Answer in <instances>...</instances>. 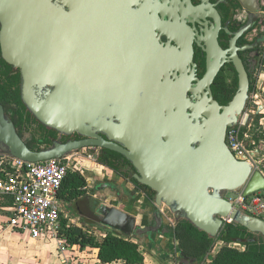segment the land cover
I'll list each match as a JSON object with an SVG mask.
<instances>
[{
	"label": "water",
	"instance_id": "95a60500",
	"mask_svg": "<svg viewBox=\"0 0 264 264\" xmlns=\"http://www.w3.org/2000/svg\"><path fill=\"white\" fill-rule=\"evenodd\" d=\"M125 5L120 0H0L4 54L21 70L23 99L40 122L61 135L99 138L92 144L121 152L139 173L138 182L156 192L153 203L130 182L133 190L118 186L114 200L95 197L93 215L108 233L137 243L159 264H176V250L187 258L179 264H203L207 257L190 259L181 250L177 222L187 220L217 238L230 217L253 234L238 242L264 237V218L227 197L264 190V173L253 161L237 159L226 142L228 129L247 107L249 77L238 64L239 89L225 107L207 95L190 98L193 89L183 79L167 81L166 71L136 60L148 49L170 46L161 43L156 24L140 19V13L128 15ZM208 45L219 48L217 38ZM218 69L210 62L201 84L208 86ZM0 132V154L28 162L63 158L84 144L56 140L33 150L1 107ZM163 206L173 223L160 212ZM149 231L166 234L167 240L159 245L137 240Z\"/></svg>",
	"mask_w": 264,
	"mask_h": 264
},
{
	"label": "flooded vegetation",
	"instance_id": "af4514ba",
	"mask_svg": "<svg viewBox=\"0 0 264 264\" xmlns=\"http://www.w3.org/2000/svg\"><path fill=\"white\" fill-rule=\"evenodd\" d=\"M120 1L126 3L128 15L140 13V19L149 21L152 25L156 24L158 28L155 32L161 43L170 46L166 49H148L147 55L136 60H142L146 66L148 64L152 68L166 71L167 81L183 79L193 89L188 92L190 98L207 95L220 107L227 106L239 89L240 72L237 65L244 68L249 77V99L243 117L236 126H241L242 137L254 150L253 162L259 168L260 161L262 169H259L264 173V148L259 151L255 146L259 136L264 146V114L259 115L261 128L256 138L255 135L252 136L250 128L254 117L248 112L258 97L257 89L261 87V80H264V0ZM1 29L0 22V107L11 117L20 137L33 150L48 147L56 140L63 143L84 142L75 147L73 154L66 156L71 170L63 186L67 185L68 191L75 192V196L70 200L66 199L65 207L70 208L75 216L89 226L106 234L109 231L107 225L97 221L93 215L95 197L103 195V199L114 200L120 192L117 187L123 186L120 187L122 190L132 191V182L137 190L155 203L156 192L150 186L138 182L139 173L121 152L105 145L92 144V141L99 140L97 137L81 135L78 132L61 135L37 119L22 96L21 70L4 54ZM211 38H217L219 48L216 51L209 48L208 40ZM179 39L191 43L192 47L179 46ZM210 62L219 65L218 72L208 86L202 85L201 81L205 78ZM164 81L165 78L162 79ZM101 137L108 140L106 135L101 134ZM111 182H116L117 185L115 183L112 188L104 187L105 183L110 185ZM159 210L174 222L166 207H160ZM137 240L144 243L155 241L156 244L153 245H159L158 241L167 240V237L166 234L149 231L138 236ZM186 261L187 258L178 255L176 250V264Z\"/></svg>",
	"mask_w": 264,
	"mask_h": 264
},
{
	"label": "built area",
	"instance_id": "2783aa9c",
	"mask_svg": "<svg viewBox=\"0 0 264 264\" xmlns=\"http://www.w3.org/2000/svg\"><path fill=\"white\" fill-rule=\"evenodd\" d=\"M226 142L237 159L254 161V150L242 137L241 126L228 129ZM67 158L28 162L0 154V198L12 201L8 209L9 226L34 238L54 241L61 261L73 264L76 245L69 244L64 235L69 224L63 223L60 201L63 183L71 170ZM259 192L249 196L229 193L227 197L235 207L264 218V198ZM226 223L234 222L228 217Z\"/></svg>",
	"mask_w": 264,
	"mask_h": 264
},
{
	"label": "trees",
	"instance_id": "16d2710c",
	"mask_svg": "<svg viewBox=\"0 0 264 264\" xmlns=\"http://www.w3.org/2000/svg\"><path fill=\"white\" fill-rule=\"evenodd\" d=\"M74 193L71 196L74 197ZM6 199V204L12 203L10 198ZM65 222L64 219L63 223ZM64 235L69 244L97 248L98 259L102 263L122 260L124 264H144L143 252L130 239L106 233L100 240L91 230L76 225L68 226ZM175 236L188 258L207 257L203 264H264V237L238 242L237 238L251 239L253 234L236 223H226L224 231L217 238H213L189 221L181 220L175 226Z\"/></svg>",
	"mask_w": 264,
	"mask_h": 264
},
{
	"label": "crops",
	"instance_id": "0c3cea01",
	"mask_svg": "<svg viewBox=\"0 0 264 264\" xmlns=\"http://www.w3.org/2000/svg\"><path fill=\"white\" fill-rule=\"evenodd\" d=\"M71 191H68L67 185H64L60 192L61 206L67 225H76L91 230L96 236V232L102 236L105 235V232H100V230L89 226L85 221L75 216L70 208L65 207L64 202H66V199H72ZM6 201V198H0V264H64L59 257L54 241L34 238L27 232H22L9 226L8 209L11 204H6ZM75 245V250L77 251L74 253L73 264H124L122 260L102 263L98 259L97 248ZM140 251L145 256L144 264H154L156 262L155 258L141 247Z\"/></svg>",
	"mask_w": 264,
	"mask_h": 264
},
{
	"label": "rangeland",
	"instance_id": "374dc122",
	"mask_svg": "<svg viewBox=\"0 0 264 264\" xmlns=\"http://www.w3.org/2000/svg\"><path fill=\"white\" fill-rule=\"evenodd\" d=\"M264 79V78H263ZM261 87L257 89V95L258 97L255 98V102H253L249 108V113L254 117V120H253V123L252 125L250 126L251 130H252V133H253V137L255 135V137L257 136V134H259L258 132L260 131V125H259V122H258V118H259V115H262L264 114V80H261ZM256 95V96H257ZM257 138V137H256ZM259 139V140H258ZM257 139V143H256V150H259L264 148L263 146V142H262V138L261 136H259V138ZM255 140V139H254ZM259 162V168L262 169V166H260V161ZM262 197L264 198V190L263 191H260L259 192ZM249 213L253 214V215H257L251 211H248ZM258 216V215H257ZM71 219H72V216L70 215ZM97 233V237L98 239H102V235L98 232ZM156 262H154V264H159V262L154 259Z\"/></svg>",
	"mask_w": 264,
	"mask_h": 264
}]
</instances>
